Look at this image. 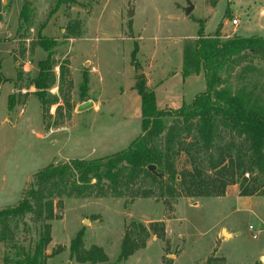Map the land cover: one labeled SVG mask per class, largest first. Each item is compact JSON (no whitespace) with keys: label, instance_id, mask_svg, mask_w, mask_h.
I'll use <instances>...</instances> for the list:
<instances>
[{"label":"rangeland","instance_id":"rangeland-1","mask_svg":"<svg viewBox=\"0 0 264 264\" xmlns=\"http://www.w3.org/2000/svg\"><path fill=\"white\" fill-rule=\"evenodd\" d=\"M57 1L0 0V73L8 81L0 87V210L16 206L32 176L50 164L102 159L125 150L141 135V100L134 86L144 78L157 108L171 112L154 144L164 148L173 128L170 153L177 172L196 169L204 186L210 178L216 185L231 181L227 168L219 166L224 159L225 164L230 158L241 162L242 169L223 196L186 197L183 186L169 183L173 196L162 197L149 178L139 179L121 197L104 188L80 197L63 194L54 199L57 219L51 222L46 253L57 247L62 251L48 263L79 264L70 258L69 245L82 230L84 249L102 248L103 264H264V178L244 171L250 163L245 140L217 122L207 152L196 123L184 124L172 114L206 89L202 72L181 74L183 47L194 43L199 24L204 35L222 24V40L264 37V0H73L52 12ZM24 2L30 18L17 33ZM188 2L193 9L185 15ZM233 19L238 26H232ZM39 32L56 42L54 81L44 102L31 84L38 62L47 58L37 45ZM221 78L222 87L253 91L264 104V58H235ZM85 103L90 105L79 109ZM241 186L256 192L241 196ZM29 217L11 225L23 247L36 241L40 227ZM126 235L138 248L119 261ZM7 252L0 245V264Z\"/></svg>","mask_w":264,"mask_h":264},{"label":"trees","instance_id":"trees-1","mask_svg":"<svg viewBox=\"0 0 264 264\" xmlns=\"http://www.w3.org/2000/svg\"><path fill=\"white\" fill-rule=\"evenodd\" d=\"M68 2L73 0H58L52 12H55L60 4ZM28 6V2H24L19 12L17 33L29 22ZM199 25L194 43L183 47L181 74L183 78H187L202 72L206 89L205 92L196 95L191 104L180 107L172 114L181 118L184 124L196 123L202 146L207 152L213 147L217 122L238 137H242L247 144L250 160L244 171L255 172L264 178V104L259 102L253 91L239 88L233 92L229 87H222L221 78L224 69L235 58L245 54L264 58V37L238 36L222 40L220 37L222 24L212 35H204L203 25L201 23ZM37 45L47 53V58L38 62V74L31 84L36 89L38 99L44 102V92L54 81L51 57L56 42L39 32ZM134 52L135 50L132 52V59ZM6 82L7 79L0 73V86ZM86 82L87 79L84 78L82 89L86 88ZM134 89L141 100V135L125 150L102 159L50 164L32 176V183L29 188L24 189L16 206L0 210V245L5 248L7 246L10 251L3 253V264H49V259L61 253V247H57L50 254L46 253V248L51 242V222L57 219L54 199L63 194L80 197L92 192L102 193L104 188L115 197H121L123 191L131 188L139 179L149 178L157 185L162 197L167 192L173 196L174 190L171 191L169 183L183 186L186 197H208L223 196L227 184H234L232 179L242 169V164L234 163L231 158L227 160V164L225 159L219 164V166L223 164L222 168H227V176L231 179L229 183L221 182L216 185L215 179L210 178V184L203 186L197 178L196 169L177 172L170 153L173 128L166 133L167 143L164 148L154 144V141L165 133L163 119L171 112L157 108L154 92L147 88L144 78L137 80ZM8 109H12L11 97L8 98ZM149 166L155 167L156 174L148 171ZM103 180L107 182L106 185H102ZM255 192L254 187H240L241 196H252ZM26 216H30V221L39 223L40 227L36 241L28 247H23L16 239L11 225L14 220ZM140 228L146 230L142 226ZM83 238L81 230L71 240L70 258L79 264L107 262V256L102 248L92 246L85 250ZM137 248V244L126 235L121 244L118 260H126Z\"/></svg>","mask_w":264,"mask_h":264},{"label":"water","instance_id":"water-1","mask_svg":"<svg viewBox=\"0 0 264 264\" xmlns=\"http://www.w3.org/2000/svg\"><path fill=\"white\" fill-rule=\"evenodd\" d=\"M192 9H193V6L188 2V6L184 9L185 15H188L191 12ZM130 14H132V11H130ZM140 73H141V71L138 70L137 75H139ZM89 105H90V103H85V104L81 105L79 107V109H86ZM148 171H150L153 174H156L154 166H149L148 167Z\"/></svg>","mask_w":264,"mask_h":264},{"label":"built area","instance_id":"built-area-1","mask_svg":"<svg viewBox=\"0 0 264 264\" xmlns=\"http://www.w3.org/2000/svg\"><path fill=\"white\" fill-rule=\"evenodd\" d=\"M231 24H232V26H238V24H239V21H238V19H233L232 21H231ZM248 229H249V232H250V234H251V237L253 238V239H256L257 238V235H258V231L251 225V226H249L248 227Z\"/></svg>","mask_w":264,"mask_h":264},{"label":"crops","instance_id":"crops-1","mask_svg":"<svg viewBox=\"0 0 264 264\" xmlns=\"http://www.w3.org/2000/svg\"><path fill=\"white\" fill-rule=\"evenodd\" d=\"M1 87V86H0ZM94 105H96V104H94Z\"/></svg>","mask_w":264,"mask_h":264}]
</instances>
